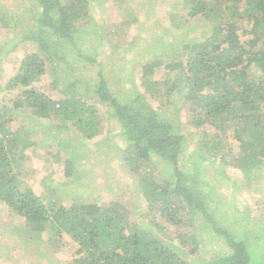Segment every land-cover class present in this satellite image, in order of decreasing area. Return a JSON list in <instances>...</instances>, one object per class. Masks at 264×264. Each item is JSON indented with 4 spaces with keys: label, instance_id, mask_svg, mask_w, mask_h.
I'll list each match as a JSON object with an SVG mask.
<instances>
[{
    "label": "trees",
    "instance_id": "1",
    "mask_svg": "<svg viewBox=\"0 0 264 264\" xmlns=\"http://www.w3.org/2000/svg\"><path fill=\"white\" fill-rule=\"evenodd\" d=\"M32 1L41 52L25 53L15 73L0 84V201L24 220V225L13 227L12 233L39 240L52 250L69 236L74 253L66 264H193L198 240L196 233L187 229H195L191 215L200 214L209 232L225 246L205 264H264V234L250 233L246 227L231 231L217 218L218 211L210 208L206 199L210 200L213 190L205 194L199 182H193L191 174L180 167L185 138L161 109L168 106L169 97L172 106L174 95L184 97L197 126H209L214 131L203 132L206 139L214 138L209 148L219 151L215 139L233 134L241 152L234 163L245 174L264 162V0H188L189 19H210L208 36L186 44L181 60L144 63L140 75L144 92L137 87L123 99L104 74L98 73L92 82L77 75L78 67L65 51L68 48L71 56H83L76 39L80 22L91 16L93 0ZM0 21H4L3 15ZM56 59L66 63L65 74L72 77L63 86L61 77L52 80L54 88L62 87L58 98L36 84L49 69H55ZM83 59L93 61L94 57L87 54ZM164 67L176 75L154 79ZM88 94L105 106L106 118L124 142V157L135 171H139L140 161L153 156L166 170L164 179L146 176L140 184L149 207L154 213L160 212L155 225L163 229L161 219H165L170 225L185 226L178 244L143 229L119 202L73 201L65 205L48 193L46 198L37 194L23 181L28 149L34 142L24 125L16 126L15 113L48 119V125L67 132L77 129L82 138L92 139L102 133L104 123ZM56 118L60 119L55 122ZM67 152L65 170L70 176L74 157ZM198 165L202 166L201 162ZM198 168V178L203 179ZM186 247L187 257L182 252Z\"/></svg>",
    "mask_w": 264,
    "mask_h": 264
},
{
    "label": "rangeland",
    "instance_id": "2",
    "mask_svg": "<svg viewBox=\"0 0 264 264\" xmlns=\"http://www.w3.org/2000/svg\"><path fill=\"white\" fill-rule=\"evenodd\" d=\"M187 7L188 0H93L89 7L91 16L80 22L81 29L76 39L83 56H71L72 50L67 47L65 51L78 67L77 75L92 82L98 73L104 74L121 99L132 94L137 87L144 92V86L140 84L144 63L152 59H162L164 64L181 60L185 56L183 49L186 44L204 40L208 36L210 19L204 16L189 19ZM34 8L31 0H0V15L4 16V21H0L1 85L15 73L25 53L41 52L39 35L35 30ZM87 54L92 55L94 60L83 59ZM65 71L66 63L56 59L55 69H49L36 84L58 98L62 87L54 88L51 82L61 77V85H67L72 77H68ZM174 75L164 67L153 78ZM87 97L99 107L104 123L102 133L92 139L82 138L77 129L68 132L60 130L57 125H48V119L39 120L27 113L20 115L17 112V115L12 110L17 118L16 126L24 125L34 142L28 149L23 181L37 194L45 197L48 193V197L58 199L65 205L73 201L119 202L130 210L133 221L143 229L178 244L179 233L185 231V226L170 225L165 219H161L163 229L155 225L153 222L160 219V212L154 213L149 207L144 197V187L140 184L146 176L164 179L166 170L158 157L140 161L139 171H135L124 157V142L118 136V130L113 128V123L106 118L105 106L93 94ZM171 99L169 97L166 101L168 106L161 109L175 122L185 138L180 167L188 175L191 174L193 182H199L205 194L213 190L210 200L208 197L206 199L210 208L218 211L217 218L227 223L229 230L241 231L246 227L250 233L264 234V162L245 174L234 163L241 153L234 135L230 134L227 138L220 135L215 139L219 151L215 147L209 148L214 138L208 136L206 139L203 132L214 131L209 126H197L184 97L174 95L173 106L169 105ZM56 119L55 122L60 118ZM67 150L74 157L70 176L65 170ZM56 156L61 160H57ZM202 156L204 159H201ZM197 166L202 169L208 184L204 178H198ZM191 216L195 229L187 231L196 233L199 246L196 257L191 260L193 264H205L215 252L225 248L224 242L209 232L200 214ZM23 225L24 220L5 208L0 201V264H66L73 257L74 243L69 236L63 238L61 246L52 250L39 240L12 233L13 227ZM191 242L190 239L188 245ZM44 248H47L45 254L41 253ZM188 249H182L186 257L189 255Z\"/></svg>",
    "mask_w": 264,
    "mask_h": 264
}]
</instances>
